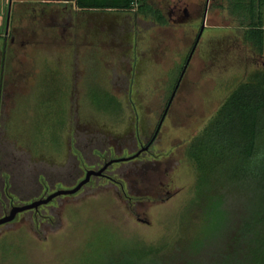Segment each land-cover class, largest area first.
I'll use <instances>...</instances> for the list:
<instances>
[{
	"label": "rangeland",
	"instance_id": "obj_1",
	"mask_svg": "<svg viewBox=\"0 0 264 264\" xmlns=\"http://www.w3.org/2000/svg\"><path fill=\"white\" fill-rule=\"evenodd\" d=\"M176 1L190 11L205 4L148 0L167 25L130 14L128 38L116 47L84 39L81 29L77 46L67 35L48 53L15 46L13 65L22 64L23 77L19 97L6 109L7 140L20 164L3 167L12 199L10 206L2 199L0 218L13 207L73 189L87 171L146 147L202 27L199 20L168 21ZM218 48L228 52L215 55ZM251 50L226 0H209L199 42L150 149L109 166L75 195L0 226V264H105L138 249L152 250L150 258L161 264H215L242 202L225 193L200 201L186 150L230 92L261 69Z\"/></svg>",
	"mask_w": 264,
	"mask_h": 264
},
{
	"label": "trees",
	"instance_id": "obj_2",
	"mask_svg": "<svg viewBox=\"0 0 264 264\" xmlns=\"http://www.w3.org/2000/svg\"><path fill=\"white\" fill-rule=\"evenodd\" d=\"M82 13H124L167 21L148 0H55ZM243 29V42L259 56L264 43V0H226ZM197 172L199 200L235 194L242 211L224 253L215 264H264V69L253 71L228 95L186 150ZM205 195L208 199H205ZM152 250L122 252L105 264H161ZM195 264V263H186Z\"/></svg>",
	"mask_w": 264,
	"mask_h": 264
},
{
	"label": "flooded vegetation",
	"instance_id": "obj_3",
	"mask_svg": "<svg viewBox=\"0 0 264 264\" xmlns=\"http://www.w3.org/2000/svg\"><path fill=\"white\" fill-rule=\"evenodd\" d=\"M208 4L209 0H205V4H197L195 6L196 8L193 11H190L187 4L176 1L172 10L167 13L168 21L174 23H188L194 20H199L202 23V30L208 10ZM202 7L203 12L201 11ZM34 13L35 16L38 15L37 12ZM91 14L89 13L87 16H83L81 18L77 17L78 20H80L79 23L85 22L86 24L81 27L79 26V23L75 24L73 17L74 14L68 12L67 10L52 9L49 14L50 16L48 17L43 11H41L40 15L41 19H43L44 27L48 25L50 26L49 33L44 32L41 35H35L33 33L26 39L17 38L13 35V33H7L8 36L5 38V44L0 50V212L3 208L2 199L7 201V205L9 206L11 205L12 199L11 184L7 179L8 176L5 177L6 179L2 180V171L4 170L3 167L8 164L11 169L13 166L16 167L17 164H20L14 154L9 150L7 140L9 131V116L7 115L6 109L8 108V103L15 102L16 98L19 97L17 83L18 80L23 77V69L21 68L22 64H16V67L13 65L14 60L17 59L14 48L15 46L17 48L18 46V49H23L22 47L24 43H32L34 47L42 46L43 52L48 53L55 48V45H57L59 41H67L65 38L66 35L70 38L71 43H74L77 46L81 38L79 34L80 29L82 30L81 33L84 35V39L87 40V38L90 37L96 43L108 44L112 47L123 44L124 40L128 38V17L107 16V13ZM39 26L41 27V23ZM201 30L200 33H202ZM8 40L9 43L7 44ZM93 41L90 42V45ZM198 42L199 40L197 41L196 38L194 45L190 50L189 56L195 51ZM213 51H215V55L219 56L228 52L227 50L223 51L222 48H218L216 50L213 49ZM130 54L131 52L126 53V56H128L127 66L131 65V62H129ZM131 59L134 60V58ZM88 134L93 135L94 132L89 131ZM157 134L158 132L156 129L153 136L149 138L146 146H152Z\"/></svg>",
	"mask_w": 264,
	"mask_h": 264
},
{
	"label": "crops",
	"instance_id": "obj_4",
	"mask_svg": "<svg viewBox=\"0 0 264 264\" xmlns=\"http://www.w3.org/2000/svg\"><path fill=\"white\" fill-rule=\"evenodd\" d=\"M10 3H11V9H10L8 33H13L15 37L24 38V39L28 38L33 33L35 35H41L44 32L49 33L50 26L48 25L44 27L43 19H41V15H40L41 11H43L44 14L47 15V17L50 16L49 14L52 9L67 10L72 14H77V16L80 18L83 16H87L89 14V13L77 12L72 5L68 3H58L55 2V0H0V42H4V44H5V38L8 36L5 35V27H6L8 7ZM34 12H37L38 15L35 16ZM129 15L130 14H124V13H107V16L129 17ZM263 21H264V13H263ZM40 23H41V27L39 26ZM22 48L42 50V46L34 47L32 43H24ZM250 55L255 61H260L261 68L264 69V43H263V53L261 56L257 55L253 50H251Z\"/></svg>",
	"mask_w": 264,
	"mask_h": 264
},
{
	"label": "water",
	"instance_id": "obj_5",
	"mask_svg": "<svg viewBox=\"0 0 264 264\" xmlns=\"http://www.w3.org/2000/svg\"><path fill=\"white\" fill-rule=\"evenodd\" d=\"M10 9H11V3L9 4V7H8V12H7V18H6V27H5V35H7L8 33V28H9V19H10ZM203 31V29L201 30V32ZM200 36H201V33L198 35L197 37V41L200 39ZM196 45V44H195ZM195 49V48H194ZM192 56V53L191 55L189 56L186 64H185V67H184V70L182 72V75L184 74L186 68H187V65L190 61V58ZM181 75V77H182ZM181 77L179 79V82L181 80ZM179 82L178 84L176 85V87L174 88V91L171 95V98L168 102V105L166 107V110L163 114V118L161 119L160 121V124L157 128V132L159 131V128H160V125L161 123L163 122V119L166 115V112L174 98V95L176 93V90L178 88V85H179ZM149 145L142 148L140 151H138L135 155L129 157V158H123V159H117V160H112V161H109L107 163L104 164V166L99 169L98 171H93V170H89L85 173V178L80 181L73 189H70V190H59L51 195H49L48 197L44 198V199H40V200H37V201H34L30 204H27V205H24V206H20V207H13L9 214L0 218V226H3L5 224H8V223H11L12 221H14V219L16 218L17 215L21 214V213H24V212H27V211H32V210H37L39 207L41 206H45L49 203H51L54 199H56L57 197H60V196H71V195H75L76 193H78L85 185H87L91 178H98V177H102L104 172L107 170V168L111 165H113L114 163H120V162H128V161H132V160H135L137 159L141 153L143 152H147L149 150Z\"/></svg>",
	"mask_w": 264,
	"mask_h": 264
}]
</instances>
